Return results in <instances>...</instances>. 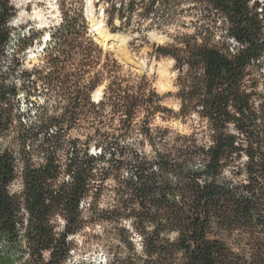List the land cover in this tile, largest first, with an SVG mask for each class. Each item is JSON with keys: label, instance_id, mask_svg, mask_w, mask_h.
<instances>
[{"label": "trees", "instance_id": "trees-1", "mask_svg": "<svg viewBox=\"0 0 264 264\" xmlns=\"http://www.w3.org/2000/svg\"><path fill=\"white\" fill-rule=\"evenodd\" d=\"M100 2L110 33L167 34L155 53L173 60L177 92L120 64L84 0H57L59 23L25 66L42 40L15 37L17 11L0 0V264H75L88 226L121 245L108 264H264V6ZM40 96L26 120L22 100ZM155 117L192 129L153 128ZM213 229L244 235L247 254Z\"/></svg>", "mask_w": 264, "mask_h": 264}, {"label": "rangeland", "instance_id": "rangeland-1", "mask_svg": "<svg viewBox=\"0 0 264 264\" xmlns=\"http://www.w3.org/2000/svg\"><path fill=\"white\" fill-rule=\"evenodd\" d=\"M99 1L84 0V14L95 39L104 48L113 52L120 64L130 68L139 77L144 76L159 95L176 93L177 72L174 70L173 60L157 57L155 53L158 46H163L168 42L167 34L155 30H148L143 34L134 33L133 35L110 33L104 25L103 5ZM255 1L264 6V0ZM11 3L17 11V15L11 24L14 36L28 37L31 33H34L40 36L39 38L42 40V44L38 40H34L32 48L26 52L27 57L24 64L30 67L37 63L36 55L43 47L44 37L59 23L60 14L57 8V0H11ZM117 25V22H115L114 26ZM99 33H105L106 39H103ZM133 38H136L134 42H132ZM13 44L14 42L10 44V48ZM102 90L103 87H99L93 91L91 98L94 102L101 99ZM43 99L40 96L29 102L22 100V109L26 113V120L32 119ZM165 104L174 110L178 108L177 102L172 97H167ZM153 119L151 125L153 128L168 126L183 133H188L192 129L191 124L184 126L178 121L165 123L159 117ZM72 135L73 137L76 136L74 133ZM89 153L95 155L98 154V150L91 146ZM210 238L226 242L234 251L241 254H247L249 249L246 245V238L239 232L213 229ZM73 241L76 245L73 254L75 264H108L112 254L120 256L123 251L115 236L112 233L102 234L100 226H88L78 233Z\"/></svg>", "mask_w": 264, "mask_h": 264}, {"label": "bare ground", "instance_id": "bare-ground-1", "mask_svg": "<svg viewBox=\"0 0 264 264\" xmlns=\"http://www.w3.org/2000/svg\"><path fill=\"white\" fill-rule=\"evenodd\" d=\"M98 31V30H97ZM101 32V31H100ZM97 33V32H96ZM100 34V36L103 38V39H106V35H105V33L103 34V33H99ZM48 35V34H47ZM98 93V92H97Z\"/></svg>", "mask_w": 264, "mask_h": 264}]
</instances>
